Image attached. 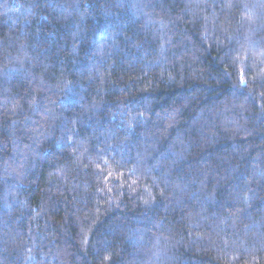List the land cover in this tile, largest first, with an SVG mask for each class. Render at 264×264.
Wrapping results in <instances>:
<instances>
[{"label":"trees","instance_id":"1","mask_svg":"<svg viewBox=\"0 0 264 264\" xmlns=\"http://www.w3.org/2000/svg\"><path fill=\"white\" fill-rule=\"evenodd\" d=\"M0 264H264V0H0Z\"/></svg>","mask_w":264,"mask_h":264}]
</instances>
